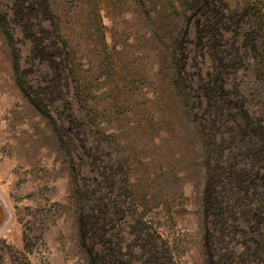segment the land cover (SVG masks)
Returning <instances> with one entry per match:
<instances>
[{
    "label": "rangeland",
    "instance_id": "rangeland-1",
    "mask_svg": "<svg viewBox=\"0 0 264 264\" xmlns=\"http://www.w3.org/2000/svg\"><path fill=\"white\" fill-rule=\"evenodd\" d=\"M52 1L61 5L64 33L80 51L79 68L92 74L99 92L111 90V168L118 187L127 171L135 192L134 201L126 192L124 198L172 243L175 264H210L207 153L174 81L180 60L188 73L196 69L195 55L202 61L188 1ZM13 7V0H0V15L11 19ZM9 27L13 41L0 20V264H91L73 168L57 134L60 114H67L57 106L47 117L17 84L13 54L25 64L31 45L20 24L11 20Z\"/></svg>",
    "mask_w": 264,
    "mask_h": 264
},
{
    "label": "trees",
    "instance_id": "trees-1",
    "mask_svg": "<svg viewBox=\"0 0 264 264\" xmlns=\"http://www.w3.org/2000/svg\"><path fill=\"white\" fill-rule=\"evenodd\" d=\"M187 1L190 19H196L192 43L202 63L195 55L196 69L188 73L180 60L174 81L207 153L203 210L210 264H264V0ZM13 5L11 19L0 15L2 27L13 41L9 22L20 24L31 45L25 64L13 54L17 84L47 117L59 106L67 114H60L57 134L73 168L91 264H175L172 243L124 198L125 192L135 198L127 171L117 186L111 90L99 92L92 74L79 68L80 51L64 33L61 5L52 0Z\"/></svg>",
    "mask_w": 264,
    "mask_h": 264
}]
</instances>
